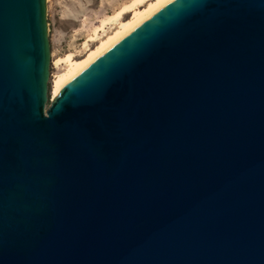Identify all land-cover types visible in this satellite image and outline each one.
Here are the masks:
<instances>
[{
    "label": "water",
    "instance_id": "95a60500",
    "mask_svg": "<svg viewBox=\"0 0 264 264\" xmlns=\"http://www.w3.org/2000/svg\"><path fill=\"white\" fill-rule=\"evenodd\" d=\"M45 0H0V264H264V0H174L50 103Z\"/></svg>",
    "mask_w": 264,
    "mask_h": 264
},
{
    "label": "rangeland",
    "instance_id": "374dc122",
    "mask_svg": "<svg viewBox=\"0 0 264 264\" xmlns=\"http://www.w3.org/2000/svg\"><path fill=\"white\" fill-rule=\"evenodd\" d=\"M46 32L49 43V78L48 101L46 109L54 100L52 96V82L54 76L62 67L56 61L63 58L70 51L76 58L84 54L83 45L102 22L131 0H45ZM129 14L123 16L126 20ZM112 28L99 32L95 40L87 44L92 48L95 43L103 39ZM104 33V34H102ZM97 38V39H96Z\"/></svg>",
    "mask_w": 264,
    "mask_h": 264
},
{
    "label": "bare ground",
    "instance_id": "6f19581e",
    "mask_svg": "<svg viewBox=\"0 0 264 264\" xmlns=\"http://www.w3.org/2000/svg\"><path fill=\"white\" fill-rule=\"evenodd\" d=\"M173 1L174 0H131L107 17V19L102 22L101 26L92 32L93 34L91 37L84 42V54L82 57L76 58L77 55L70 51L63 58L56 61V65L62 67V69L54 76L52 82L53 98L55 99L69 83L74 81L97 59ZM126 14H129V17L124 20L123 16ZM107 28H112V31L103 39L97 41L92 48H89L90 46H88L87 43L95 40L98 33L105 32Z\"/></svg>",
    "mask_w": 264,
    "mask_h": 264
}]
</instances>
